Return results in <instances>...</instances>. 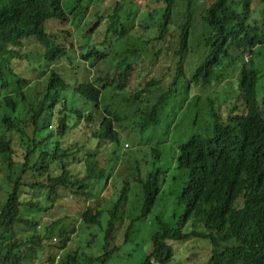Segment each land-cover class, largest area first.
<instances>
[{"label": "trees", "instance_id": "16d2710c", "mask_svg": "<svg viewBox=\"0 0 264 264\" xmlns=\"http://www.w3.org/2000/svg\"><path fill=\"white\" fill-rule=\"evenodd\" d=\"M94 1L109 0H0V264H126L132 255L123 246L132 240L134 222L151 214L178 181L183 212L155 216L151 249L132 264H180L189 255L180 257L182 247L203 239L209 253L187 264H264V60L260 66L256 50L264 45V6L256 12L253 0H207L199 16L196 0H184L183 19L173 27L177 0H144L154 21L144 25L150 35L113 59L108 34L122 2L136 0H113L106 21L98 12L88 18ZM122 29L120 35L125 24ZM194 30L201 33L195 42ZM153 40L161 45L153 55L155 74L127 98L141 131L159 124L180 89L188 123L205 110L211 125L207 134L180 141L174 162L160 161L162 153L153 146L144 177L139 158L123 150L126 141L115 125L120 115L112 102L102 105V97L128 92ZM28 43L40 46L41 67L76 57L91 65L112 60L105 74L92 79L56 68L39 71ZM192 50L196 58L189 64ZM246 54L251 57L241 62L235 95L217 104L208 92ZM110 163L121 167L115 181L125 173L126 180L102 193L115 168ZM131 196L142 202L129 221L125 205ZM79 200L85 201L76 211L80 229L65 214L66 202ZM52 210L62 213L47 224L42 219ZM83 229L89 232L85 242L84 231L78 232ZM76 233L83 242L69 251Z\"/></svg>", "mask_w": 264, "mask_h": 264}, {"label": "rangeland", "instance_id": "374dc122", "mask_svg": "<svg viewBox=\"0 0 264 264\" xmlns=\"http://www.w3.org/2000/svg\"><path fill=\"white\" fill-rule=\"evenodd\" d=\"M68 2H71V0H68ZM72 3V2H71ZM129 1L122 2V7L119 15V21L117 25L114 27L113 32L115 34H108L109 39L107 37V40L111 41L110 49H112L114 56L120 59V54L124 51L126 46H138L141 45V41L145 37H148L150 35V32L148 30H144V25L148 24L150 25L153 21L150 17H148V9L144 3V0H136L135 2L131 3ZM207 0H196V6L197 10L199 12V16L201 12L204 9V5H207ZM84 4V3H83ZM176 9H175V24L173 27L177 25L180 21L183 19V12L185 9V2L184 0H177L176 3ZM264 6V0H253V9L256 12H259L261 8ZM70 8V7H68ZM113 8V0H109L106 2H98L94 1V4L92 8L90 9L88 13V18L95 19V12H98L102 17L103 21H106L108 19V14L112 12ZM260 15L262 20H264V13H261ZM122 24L126 25V30L123 32L122 35H119L117 37V34L121 33L123 31ZM130 33L131 37L130 39L125 37V33ZM102 34H100L101 36ZM127 36V35H126ZM129 37V36H128ZM116 38H119L120 40H115ZM192 38L195 41L198 39H201V33L200 31L194 30L192 31ZM98 41H100V38H96ZM104 46V45H102ZM101 46V47H102ZM159 41L153 40L151 44H149L146 48L147 54L143 55L140 58V62L138 63V68L140 69L138 71V74L132 75L131 79V86L128 92H122L114 97L111 96L109 93H104L102 97V105L108 104L111 102L113 103V108L116 110L117 114L120 115L119 121L115 122L116 126L118 127V130L122 131V136H124L123 140H126L130 143V152L133 153V156L135 158H139L141 162V171L143 176L145 177L147 175L148 171V151H152V147L159 148L160 152L162 153L160 161L164 163L168 162H174L177 153H178V144L180 141H186L189 136H191L193 133H200L201 135L207 134V132L210 129L211 125V118L209 117L208 113L203 110L199 113V110L195 113L199 114L198 117L195 119H191L188 123L186 116L187 111L185 110L186 104L184 103L186 98V93L180 89L178 92H176L166 107L160 117V122L158 125L149 127L147 129H144L141 131V126L138 125V113L135 111L134 104L127 100V98L130 96V94L136 90L141 89L145 81L148 77L155 74L154 71V52L155 50H159L160 48ZM25 49L30 52V60L34 63V67L42 71V69H49V68H56L60 72H63L65 70H68L71 74H80L83 78H90L92 79L96 73H104L106 70V66H109L110 64H106L107 60L102 61L101 63L97 65H91L89 63L84 62L80 58L76 57L73 63H69L68 61H60L57 62L55 65H49L45 64L43 67L39 65L40 63V56H41V49L38 44H26ZM81 49L80 48V42L77 43V51ZM233 50V49H232ZM259 53L257 56L258 64L261 66L264 59H261L260 56L264 57V45L259 46L256 49ZM119 52V53H118ZM234 55L238 54V51L233 52ZM251 56L248 54L242 55L240 58V61L238 64H229L227 68L224 69V72L226 74L225 80L223 83L215 90L208 92V95L212 97L213 99L217 100L216 103H220V100L224 96H233L236 93V86L235 82L238 79V74L240 71V65L243 60L248 61ZM196 58V52L195 50H192L187 57L188 63H193V60ZM39 73V72H38ZM41 74V73H40ZM40 80V79H38ZM37 80V81H38ZM45 79H41L43 81ZM42 85V84H41ZM260 90L262 95H264V78L262 79ZM37 90H30L29 95L35 96V93ZM113 98V99H111ZM182 103L184 104L183 107H181ZM224 107V105H222ZM194 113V114H195ZM187 130V133H184ZM185 135H184V134ZM78 138H80V135H77ZM141 144V145H140ZM125 149H128V147L125 145ZM128 150V153L130 154ZM119 153H123L121 149L118 150ZM109 156V154H108ZM123 159H120L119 161L122 162ZM117 160H115L116 163ZM117 161V162H119ZM115 163H110V167L115 166ZM119 166V163L116 164L114 170L112 171L111 178L107 182V187H104L101 189V192L104 193L106 190H108L112 183L115 181V174L118 175L121 167L117 171V168ZM110 174V173H109ZM123 179L119 175L117 178L118 184L122 182ZM173 189L167 190L163 194L162 197H160L156 203V205L153 207L151 214L147 215L145 218H142L136 222H134V232L131 237V241L126 243L123 246V251L127 254H131L132 257L130 259H125L126 264H132L136 260H140L143 255L148 252L151 249V234L155 230V216H163L166 219H169L172 214L175 212L182 213L183 210L178 206V200L176 198V194L178 193V189H180L181 181L178 182H172ZM170 188L168 185L167 188ZM113 191V190H112ZM114 192V191H113ZM142 202V200L137 199L134 196H131V199L126 203L125 208H127L126 215L130 217L129 221H131L135 216L139 213V205ZM85 201L79 200V204L75 202H66V222L68 223H77L78 229L82 228V223L80 222V215L76 213V211H80V207L82 204H84ZM95 204L94 201H86V204ZM65 204V203H64ZM62 213V211L52 210L50 213H47L43 217V221L51 224L56 220L55 218L58 217ZM123 223L125 228H127L130 224V222ZM79 225V226H78ZM80 227V228H79ZM124 228H122L121 231H123ZM84 233L81 234V236L84 238H81L78 236V232ZM91 231H95V228H92ZM76 233L75 236H73V242H71L68 246L69 251H72L76 247V243L80 244L85 239L88 238V229L80 230ZM79 237L82 240H78ZM118 242L119 239H117ZM184 246V245H183ZM182 254H180V257L184 254H189L186 257L187 258H181L180 264H187L186 260L190 258L191 261H194L198 259L200 256H204L209 253V247L208 242L206 240H199V241H193L188 246L182 247ZM60 250H51V254H57ZM95 253L98 252V249H95ZM200 256H199V255ZM179 262V259L177 258V261Z\"/></svg>", "mask_w": 264, "mask_h": 264}, {"label": "clouds", "instance_id": "9594fccd", "mask_svg": "<svg viewBox=\"0 0 264 264\" xmlns=\"http://www.w3.org/2000/svg\"><path fill=\"white\" fill-rule=\"evenodd\" d=\"M263 27H264V26H263ZM110 34H115V33L112 32V33H110ZM110 34H109V35H110ZM119 35H120V34L118 33V34H117V37H118ZM108 39H109V36H108ZM116 39H117V38H116ZM116 39H115V40H116ZM106 45L108 46V50H109V51H112V49L109 48L110 45H111V41L108 40L107 43H106ZM111 57H112L113 59L115 58V56H114V54H113V51H112ZM106 60H107V61H106V64H109V63L111 62L112 59L109 58V59H106ZM101 62H102V61H101ZM101 62H100V63H101ZM217 106H218V105H217ZM121 139H122V142L126 141V140H123V139H124V136H122V134H121ZM125 145L128 147V149L130 148V143L127 141V142H124V143H123V150H125ZM124 167H125V166H123V168H124ZM118 169H119V166H118L117 170H118ZM111 174H112V171L110 170V175H109L110 178H111ZM125 174H126V173H125ZM125 174H121V175H120V176L122 177L123 181L126 180V178L124 177Z\"/></svg>", "mask_w": 264, "mask_h": 264}]
</instances>
